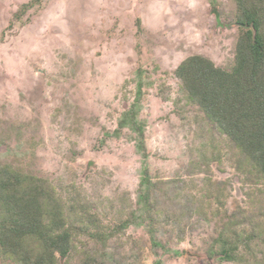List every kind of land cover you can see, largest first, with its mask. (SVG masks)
Listing matches in <instances>:
<instances>
[{
  "label": "rangeland",
  "instance_id": "374dc122",
  "mask_svg": "<svg viewBox=\"0 0 264 264\" xmlns=\"http://www.w3.org/2000/svg\"><path fill=\"white\" fill-rule=\"evenodd\" d=\"M235 16V0H0V166L46 180L96 226L61 264H264V176L176 76L192 56L233 67ZM141 71L144 152L131 128L115 134ZM225 229L252 237L244 261L209 255Z\"/></svg>",
  "mask_w": 264,
  "mask_h": 264
},
{
  "label": "trees",
  "instance_id": "16d2710c",
  "mask_svg": "<svg viewBox=\"0 0 264 264\" xmlns=\"http://www.w3.org/2000/svg\"><path fill=\"white\" fill-rule=\"evenodd\" d=\"M235 2L239 36L233 67L225 70L205 57L192 56L180 64L176 76L189 100L245 155L247 164L264 176V0ZM29 8L28 4L24 5L22 13ZM138 77L137 102L122 115L115 134L120 135L124 127L131 128L138 134L139 150L144 152L143 123L138 119L143 71ZM144 173L138 203L147 209L152 183L148 171ZM87 214L84 206L64 201L46 180L0 166V257L3 264H61L74 249L75 235L87 234L90 228H96ZM141 220L143 224L146 218L143 216ZM130 224L141 223L127 219L120 229ZM151 225L148 229L153 244L161 246ZM94 232L93 238L101 243L109 240L108 234L98 227ZM227 232L225 229L217 239L219 250H216L215 240L209 255L218 254L223 262L240 263L247 258L239 249H250L252 237L237 232L227 236ZM174 254L179 256L180 253L174 251ZM155 264L164 263L159 259Z\"/></svg>",
  "mask_w": 264,
  "mask_h": 264
}]
</instances>
